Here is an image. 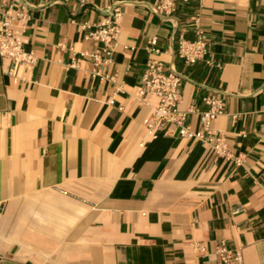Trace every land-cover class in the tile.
<instances>
[{"label": "crops", "instance_id": "obj_1", "mask_svg": "<svg viewBox=\"0 0 264 264\" xmlns=\"http://www.w3.org/2000/svg\"><path fill=\"white\" fill-rule=\"evenodd\" d=\"M24 1L35 65L0 55V264H216L222 240L264 264V0L179 2L169 16L152 10L161 0ZM117 2L115 51L95 75L103 44L87 33ZM196 13L207 53L190 64L177 48L197 37ZM149 58L184 76L193 130L204 97L223 99L222 154L173 123L149 131Z\"/></svg>", "mask_w": 264, "mask_h": 264}, {"label": "built area", "instance_id": "obj_2", "mask_svg": "<svg viewBox=\"0 0 264 264\" xmlns=\"http://www.w3.org/2000/svg\"><path fill=\"white\" fill-rule=\"evenodd\" d=\"M189 1L191 0H161L160 3L152 7V10L159 15L169 16L175 11L179 2L187 3ZM79 2L81 5H86L89 0H79ZM29 9L27 2L21 0L16 11L12 9L4 12L0 11V55L3 58L12 60L14 66L26 69L33 68L36 62L34 52L25 48V33L31 18ZM122 14L121 2L111 4L101 21L87 33L88 38L103 44L101 49L91 53L95 75L103 76L101 67L108 64L112 59L117 35L120 31ZM192 23L197 37L188 39L181 36L177 48V55L190 64L203 60L207 53V40L204 35L200 13L192 16ZM82 25L83 27H90L88 23ZM156 43L157 38H152L148 49L151 51L158 50ZM208 62L213 64L210 60ZM183 77L182 74L173 69L168 72L165 71L161 61L155 58L148 59L147 71L143 76L140 93L142 96L151 93L158 99L157 104L152 109L150 118L145 120L149 131L154 132L159 127L173 123L178 127L179 134L183 137H195L208 141L213 144L218 153L222 154L225 151L222 146V138L215 140L211 136V132L214 120L224 113L223 99L214 93L204 97V101L209 107L199 112L203 128L193 130L186 123L187 112L179 107L181 101L180 87ZM201 249H204V246H201ZM216 254L218 255L216 264H244L242 250L229 246L225 240H222L217 246Z\"/></svg>", "mask_w": 264, "mask_h": 264}]
</instances>
